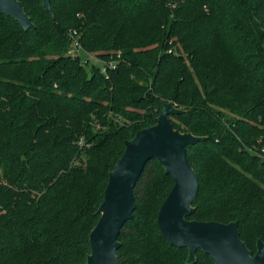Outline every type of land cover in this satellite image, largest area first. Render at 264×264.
<instances>
[{
    "label": "trees",
    "instance_id": "1",
    "mask_svg": "<svg viewBox=\"0 0 264 264\" xmlns=\"http://www.w3.org/2000/svg\"><path fill=\"white\" fill-rule=\"evenodd\" d=\"M21 1L0 13V264H85L108 172L165 103L198 178L187 219L264 242V0ZM73 39L97 62L68 54ZM88 65V68L86 67ZM82 139L81 143H78ZM157 159L134 186L121 264H215L157 229L173 186Z\"/></svg>",
    "mask_w": 264,
    "mask_h": 264
},
{
    "label": "water",
    "instance_id": "2",
    "mask_svg": "<svg viewBox=\"0 0 264 264\" xmlns=\"http://www.w3.org/2000/svg\"><path fill=\"white\" fill-rule=\"evenodd\" d=\"M42 2L50 10V0ZM0 13L13 17L24 29L34 27L21 1L0 0ZM178 111L172 103H165L153 125L139 129L131 139L125 140L122 155L108 172L103 200L97 209L100 217L90 230V253L85 264H121L116 253L118 235L133 215V189L149 159H157L174 181L158 207L157 229L171 245L188 249L187 262H192L200 249L215 264H264V242L258 238L252 253L240 239L236 221L187 219L199 182L187 159L186 146L204 137L174 128L169 116Z\"/></svg>",
    "mask_w": 264,
    "mask_h": 264
},
{
    "label": "built area",
    "instance_id": "3",
    "mask_svg": "<svg viewBox=\"0 0 264 264\" xmlns=\"http://www.w3.org/2000/svg\"><path fill=\"white\" fill-rule=\"evenodd\" d=\"M79 52H83L82 49H80L79 45L77 44L76 40L73 39V41L70 44L69 50H68V54L70 55H77L79 56ZM84 53V52H83ZM88 53V52H87ZM85 53V54H87ZM95 57V56H94ZM96 59V58H95ZM86 62V60H85ZM99 65H101V71L104 72L106 70L107 67L110 68H115V62L114 61H109V62H97ZM82 139L79 140L78 143H81Z\"/></svg>",
    "mask_w": 264,
    "mask_h": 264
},
{
    "label": "rangeland",
    "instance_id": "4",
    "mask_svg": "<svg viewBox=\"0 0 264 264\" xmlns=\"http://www.w3.org/2000/svg\"><path fill=\"white\" fill-rule=\"evenodd\" d=\"M79 59L82 62H85V60L89 63V62H97V60L95 59L93 53H83V52H79ZM86 67L88 68V65H86Z\"/></svg>",
    "mask_w": 264,
    "mask_h": 264
}]
</instances>
